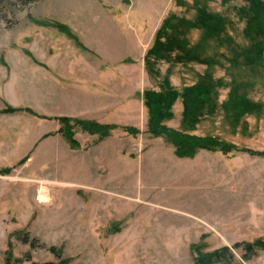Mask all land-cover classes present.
Returning <instances> with one entry per match:
<instances>
[{
  "label": "rangeland",
  "instance_id": "1",
  "mask_svg": "<svg viewBox=\"0 0 264 264\" xmlns=\"http://www.w3.org/2000/svg\"><path fill=\"white\" fill-rule=\"evenodd\" d=\"M153 92L264 151V0H0V264H264V158Z\"/></svg>",
  "mask_w": 264,
  "mask_h": 264
},
{
  "label": "trees",
  "instance_id": "2",
  "mask_svg": "<svg viewBox=\"0 0 264 264\" xmlns=\"http://www.w3.org/2000/svg\"><path fill=\"white\" fill-rule=\"evenodd\" d=\"M24 3L34 2L37 0H20ZM66 29V28H65ZM202 95L203 93H199ZM146 102L150 112L149 118V132L156 136L162 137L167 143L171 144L175 150L176 154L179 157H193L195 153L199 150H209V151H219L223 154H230L235 152L248 153L251 156H258L264 158V151H256L250 148H239L232 144L222 143L217 141L214 138L210 137H202L197 135H188L182 132H179L175 129H172L166 126L163 121L168 119L170 114L165 111L162 107L161 98L156 93H147L146 94ZM22 109H16L12 107H7L3 110V113L7 112H16L21 111ZM59 121L61 123H67L70 121L68 118H60ZM76 124H83L84 126H90L89 129H97L98 132L102 131L104 135L109 131V129L113 128L111 125H101L98 123L89 124L90 122H84L80 120H75ZM249 249H264V242L261 240L256 241L254 244H248ZM55 248H52L54 251ZM194 250L198 253L195 258L194 264H215L217 261L223 259V257L227 256L229 249L221 248L211 253H203L199 246H195ZM11 253H8L7 264H9L11 260ZM54 264V263H47Z\"/></svg>",
  "mask_w": 264,
  "mask_h": 264
},
{
  "label": "crops",
  "instance_id": "3",
  "mask_svg": "<svg viewBox=\"0 0 264 264\" xmlns=\"http://www.w3.org/2000/svg\"><path fill=\"white\" fill-rule=\"evenodd\" d=\"M149 35H151V33L149 34ZM150 37V36H149ZM194 215V214H193Z\"/></svg>",
  "mask_w": 264,
  "mask_h": 264
}]
</instances>
